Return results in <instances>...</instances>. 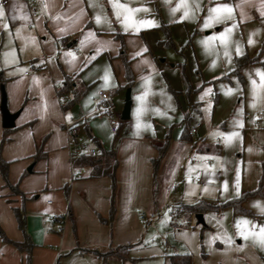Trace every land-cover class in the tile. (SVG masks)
<instances>
[{"label": "crops", "instance_id": "1", "mask_svg": "<svg viewBox=\"0 0 264 264\" xmlns=\"http://www.w3.org/2000/svg\"><path fill=\"white\" fill-rule=\"evenodd\" d=\"M37 1L44 5L36 6L34 16L27 0H8L5 6L9 30L22 50L0 67L7 110L17 113L0 156L8 163V182L25 199L12 195L0 175V230L8 240L22 242L12 210L23 207L30 264H109L111 256L104 261L99 254L110 251L118 252L113 261L151 257L153 263L170 264L171 256L187 254L189 264H207L206 254L196 258L198 230L188 229L198 224L195 216L187 224L167 226L179 246L164 242L166 252L143 243L141 220L159 217L179 203L223 205L257 189L264 159V66L243 68L242 82L231 75L230 87L215 81L231 73L235 57L259 55L264 62V0ZM161 24L168 26L174 48L159 45ZM166 49L175 51L177 59ZM121 51L134 77L125 121L120 114L126 90L115 92L125 84ZM77 74L87 91L65 109L58 91L65 76ZM205 87L206 106L201 100ZM163 88L176 93L170 92L174 100L159 93ZM100 91L111 93L110 116L98 110ZM1 97L0 92V103ZM184 118L195 129L186 141L181 140ZM110 119L118 121L116 142ZM69 126L86 127L90 138L81 136L82 147L69 142ZM169 129L168 147L154 169L152 142L162 141ZM3 132L0 111V141ZM205 144L218 146L219 152ZM97 145L116 153L114 191L110 179H89L88 169L72 168L73 153L97 152ZM38 148L44 157L34 161ZM261 192L264 196V183ZM242 207L252 216L224 207L202 213L204 224L198 225L217 229L218 239L243 254L247 264H264V198H247ZM214 217L228 218L226 228L236 244L221 234ZM128 245L135 246L124 248ZM209 245L213 248L212 239ZM25 258L0 238V264H25ZM233 264L245 263L235 258Z\"/></svg>", "mask_w": 264, "mask_h": 264}, {"label": "trees", "instance_id": "2", "mask_svg": "<svg viewBox=\"0 0 264 264\" xmlns=\"http://www.w3.org/2000/svg\"><path fill=\"white\" fill-rule=\"evenodd\" d=\"M158 30H160V32L162 33V39L159 41V45H161L162 47L167 48V49L168 48H174V43L172 41L168 26L161 24L158 27ZM119 36H122V35L119 34ZM263 45H264V42H263ZM179 51H181V49ZM260 52L261 53L264 52L263 47L260 50ZM119 56L122 58L123 63L125 65V84L122 87H118L115 92L125 91V90L130 89V87L134 81V77H133L132 72L129 68V61L125 59L124 52L121 51ZM263 63L264 62H261L259 60V55L251 57L247 54H244L242 56L234 58V68L230 74L234 75L235 77L238 78L239 81L242 82L243 78L241 75V71L243 68H245L247 66L254 65V64H262L264 66ZM77 78H78V74L73 76V77L65 76L63 79L62 87L58 91V96L61 98V103L63 105V108L65 107V109L68 108L69 106H71L72 104H74L76 101H78L79 98L83 94H85V92L87 91V87L81 85V83L78 82ZM224 78L228 79V77H223L222 79H224ZM73 82L76 83V88L72 87ZM169 91L173 95L176 94L171 89H169ZM62 97H67V100L65 98H62ZM97 107H98L99 111H101V112H103L109 116L111 115V103H110V101H101L97 104ZM182 123H184V127H183V131H182V135H181V140L182 141L190 140L189 131L192 129L190 127L191 126L190 125L191 120L188 118H184ZM117 128H118V124L115 128V131H114L115 142H116V138L118 136L117 135ZM7 132H9V129H4L3 137L1 138V141H0V152H1V149L4 146V144L7 143L9 140L6 136ZM70 136L73 139V142H72L73 146H76V140L75 139L79 136H85L87 138H90V136L88 135V132L86 130V127H84V126L72 127L70 130ZM169 138H170V129L167 131V134L162 141L152 142V146L157 151V157L155 159L151 160L154 169H156L157 164L161 161V159L163 158V156L166 152V149H167L168 144H169ZM201 142L204 143L203 140H201ZM205 147L208 150L212 149V152H215V153L219 152L218 146H211L209 144H205ZM96 149H97V152H96L95 156H90L89 150L84 151V152L73 153V155L71 157L72 168L75 170L76 169H82V168L88 169L87 178H89V179H101V178L110 179L111 190L114 191V188H115V172H116V169L118 166V160L116 157V153H115L113 148L106 151V150L102 149L101 146H99V145L96 146ZM43 157H44V153L42 152V150L40 148H38L34 157H33L34 161L41 159ZM261 172H262V174H261V178L259 180L258 187L254 191L244 192L238 198L232 199L223 205H209V204H206V203L201 202V201L193 203V204H180L179 203V204L172 206V208L168 211L169 215L172 219H179V220L185 222L186 224L189 223V220L197 214H202L204 212H218L221 209H223L224 207L232 208L233 212L237 213V214L252 216V214L250 212L243 209L242 203L247 198H251V197H255V196H259V197L264 198V196L261 192V188H262V185L264 183V159L261 162ZM0 175L3 179L4 187L8 188L10 190V192L12 193V195H14V196L18 195L22 198V201H24L25 198H24L23 194L19 191L17 185H11L8 182V177H7L8 176V163L3 161L1 156H0ZM66 192H67V190L65 188V193ZM12 211H13V215L15 217V220L17 222V226H18L19 230L24 234V239L22 242H12L4 236V234L1 230H0V238L3 242L11 243L18 251L25 253V255H26L25 264H30V254H31L32 244H31L28 236L25 233L24 209H23V207L14 208ZM133 246H135V245H128L124 248H130ZM113 255L118 256V252L115 251V253H114V252L110 251V252L105 253V254H99V256L102 257L104 261H106L107 256H113ZM169 261H170V264H189V255H187V254L173 255L170 257Z\"/></svg>", "mask_w": 264, "mask_h": 264}, {"label": "rangeland", "instance_id": "3", "mask_svg": "<svg viewBox=\"0 0 264 264\" xmlns=\"http://www.w3.org/2000/svg\"><path fill=\"white\" fill-rule=\"evenodd\" d=\"M6 10H7L6 7H0V11H2V14H0V67L5 64L9 65V55L10 56L12 55L13 60L16 58L18 48H20V51L22 50L20 47L21 45L18 44L20 42L18 39V36H16V33L12 35L9 30V24L7 22V17L5 13ZM17 44L18 46H16ZM164 51L168 53V55H170L174 60L177 59L176 58L177 54L175 53V51L167 50V49ZM5 75H9V73L5 72ZM226 76L228 77V79L224 78V79H221L215 82L221 81L223 84H226L229 87L232 86V83L230 82L231 74L224 73L223 77H226ZM158 79H161V78H158ZM208 91H209V88L205 87L203 90V94L201 95L202 97L201 100L204 106H206L208 102H210L209 97H208ZM0 92L1 94L5 93L3 85L0 86ZM163 92L167 97H171L174 100V97L170 93L169 90L167 91L166 88L159 90V93L162 95H163ZM241 101H242V97H239V99L236 100L235 104L237 105V107L241 106ZM187 181L188 180L186 179L185 182ZM141 212L143 213L144 211L141 210L139 213ZM214 220L217 221V223L220 224V226L222 227L221 234L224 235L226 239H227L226 235L228 234L229 239L232 242L231 244L233 245L236 244L237 241L232 238L228 230L229 228L228 229L226 228L227 226H229L228 218L226 217L225 219L224 217L220 221V217H214ZM178 223L181 224L182 221L179 219H172L167 210H165L161 216L155 217L154 219L152 218L151 220H149L148 217L142 218L141 224L145 228L143 243L146 245H150V246H157L159 249L163 250V252L164 251L166 252L167 250L166 247H164V242H167V244H169V247L173 246V244L174 246L178 247L179 245L178 244L175 245V242H173L172 234L170 235L169 230H168L169 228H172L174 224L179 225ZM167 226H169V228ZM189 226L190 227H188V229H191L189 231H192L193 229L198 230L197 234L199 238V243H198V250H197L196 258L202 259L203 255L206 254V257H208L207 264H214V261H216L217 263L218 260L219 262L222 261V264H227L228 262H230V264H233V261L235 258L239 259L241 263L244 262L245 264H247L246 263L247 260L243 254H240L239 251L234 252L233 251L234 247H232L233 248L232 249L231 247H228V243L218 239L220 234L217 229L211 227L210 229L204 230L202 226L196 224L195 221L189 224ZM182 229L183 230L185 229L184 226L180 228L179 230H182ZM203 232L206 233L205 234L206 239L203 235ZM200 238H201L202 249H200ZM211 239L213 240V248L210 249L209 240ZM216 243L219 244L218 245L219 247L217 248L214 246ZM169 250L171 249L169 248ZM236 254H238V258ZM109 258L112 259L110 260L109 264H152L154 262V259L151 257H147V258L146 257H133V258L128 257V259L123 260V262L122 260L113 261L114 259L113 256ZM153 264H157V263L155 262Z\"/></svg>", "mask_w": 264, "mask_h": 264}, {"label": "built area", "instance_id": "4", "mask_svg": "<svg viewBox=\"0 0 264 264\" xmlns=\"http://www.w3.org/2000/svg\"><path fill=\"white\" fill-rule=\"evenodd\" d=\"M7 4H8V0H0V7H5V6H7ZM26 4H27V8L29 10V13L32 16H34L35 15V8H36V6L38 4L44 5V2L43 1H39L38 2L37 0H27ZM73 52H77V49L74 48L73 49ZM110 94H111L110 91H100L98 93V96H97L98 102L107 101L109 99V97H110ZM62 98H65L67 100V97H62ZM117 124H118V121L116 119H110L109 125H110L111 130L113 132L115 131V128H116ZM71 128H72V126H69L67 128V132H68V135H69V142L72 144L73 139L70 136V130H71ZM194 132H195V129L192 128L189 131V135H192ZM75 140H76V146L77 147H82V137L79 136ZM89 154H90V156H95L96 155V152L94 150H90L89 151ZM74 177H75V174L73 173L72 178H74ZM196 181L198 182L199 180L196 179ZM50 220L53 221V222L59 221V219L57 217H52Z\"/></svg>", "mask_w": 264, "mask_h": 264}, {"label": "water", "instance_id": "5", "mask_svg": "<svg viewBox=\"0 0 264 264\" xmlns=\"http://www.w3.org/2000/svg\"><path fill=\"white\" fill-rule=\"evenodd\" d=\"M130 93L129 90H126L124 95V105L120 114V120L125 121L129 119V112H130ZM0 111L2 116V128L3 129H10L14 126V120L17 116V113H9L6 106V99L5 95L2 93L1 103H0ZM195 219L198 224L203 225V217L201 214L195 215Z\"/></svg>", "mask_w": 264, "mask_h": 264}, {"label": "snow or ice", "instance_id": "6", "mask_svg": "<svg viewBox=\"0 0 264 264\" xmlns=\"http://www.w3.org/2000/svg\"><path fill=\"white\" fill-rule=\"evenodd\" d=\"M119 6L120 7H123L122 5H119ZM224 10L225 11H229V12L231 11V9L230 8H227V6L224 7ZM213 11H219V9H213ZM0 14H2V11H0ZM117 15H119V13H117ZM97 19H99V18H97ZM129 20H130V17H128V16H126L124 18L125 25H127V23H128ZM145 23H151V22H145ZM261 79L264 80V75H261ZM242 223L246 224L247 221H243ZM241 235H243V233H241ZM260 243L261 244H264V228H261V230H260Z\"/></svg>", "mask_w": 264, "mask_h": 264}]
</instances>
